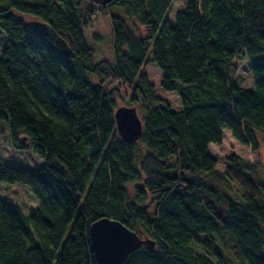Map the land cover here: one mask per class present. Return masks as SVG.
I'll list each match as a JSON object with an SVG mask.
<instances>
[{"label":"trees","instance_id":"1","mask_svg":"<svg viewBox=\"0 0 264 264\" xmlns=\"http://www.w3.org/2000/svg\"><path fill=\"white\" fill-rule=\"evenodd\" d=\"M174 2L0 3V120L8 121L14 148H32L46 161L17 168L0 155V183L27 184L39 201L34 214H24L0 196V264H99L89 228L103 216L155 240L124 264H221L219 254L215 260L190 246L214 250L219 233L231 236L246 264H264V178L255 170L256 184L242 172L249 191L223 189L235 169L253 173L252 163L233 155L220 171L209 151L225 129L253 150L259 146L264 0H185L171 23ZM99 12L110 15L113 60H96L84 35ZM242 55L253 89L232 75L233 59ZM149 62L181 108L157 94L144 72ZM114 81L129 86L127 100L143 110L135 142L117 131L122 96L120 87H108Z\"/></svg>","mask_w":264,"mask_h":264},{"label":"rangeland","instance_id":"2","mask_svg":"<svg viewBox=\"0 0 264 264\" xmlns=\"http://www.w3.org/2000/svg\"><path fill=\"white\" fill-rule=\"evenodd\" d=\"M27 1L40 2L43 0ZM4 2L5 0H0V3ZM184 6L185 0H175L169 13V20L171 23L175 22V13L177 10L184 8ZM21 17L28 23H37L40 24V26L49 27V23L39 16L33 17L30 15H21ZM140 30L143 34L142 27H140ZM84 35L96 60H113V32L109 14L99 12L94 15L89 22V25L84 29ZM5 38L6 36L4 31L0 29V54L5 44ZM233 63L235 64V68L232 75L234 76L236 83L245 88H255L247 56L242 55L241 58H235L233 59ZM143 68L150 81L155 85L157 94L167 99L173 109L177 110L181 108L182 102L178 93L176 91L162 88V72L159 66L155 62H149L145 63ZM90 76L91 79H94L92 74H90ZM108 87H120L122 97L117 99L118 105H131L127 100L128 92L124 91L128 90L130 92L131 88L129 86L124 85V83L119 81H114L111 82ZM136 106H138V113L142 117L143 110L139 108V105ZM256 131L259 139V146L256 150H253L248 144L240 142L229 129L224 130V137L221 143H211L209 145L210 153H212L218 160L217 168L220 171H224L229 168V158L233 155L243 157L245 160L251 161L252 163L251 168H253V173L247 168H242L241 172L235 169V175L232 174V177L227 185H222L223 189H226L227 187L231 188L232 191L238 189L249 191V184H243L244 180L241 178V176H243L241 175L242 172L253 179L256 184H259V180L257 179L258 175L254 174L255 170H257V172L264 178V132L259 129ZM0 155L3 162L17 168H39L44 166L46 163L45 158L35 152L32 148L19 150L13 147L11 142L10 126L7 120H0ZM218 186L219 185H217V187ZM242 187L245 189H242ZM0 196L10 204L20 209L24 214H34L36 207L39 205V201L35 193L27 184L10 182L0 183ZM140 236L146 237L143 234H140ZM215 237L217 245L215 244L214 250L212 249L209 251L205 247L196 243H191L190 246L194 249L196 247V250H198L199 253L207 254L215 260L216 256L219 254L221 264H246V262L236 252L234 241L228 233H219Z\"/></svg>","mask_w":264,"mask_h":264},{"label":"water","instance_id":"3","mask_svg":"<svg viewBox=\"0 0 264 264\" xmlns=\"http://www.w3.org/2000/svg\"><path fill=\"white\" fill-rule=\"evenodd\" d=\"M108 4L112 0H96ZM117 131L127 142L137 141L143 134V119L135 105H118L114 111ZM25 139H23L24 141ZM90 238L99 264H124L129 254L146 245L155 247L151 237L140 234L120 220L108 216L100 217L90 224Z\"/></svg>","mask_w":264,"mask_h":264}]
</instances>
